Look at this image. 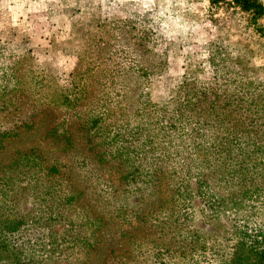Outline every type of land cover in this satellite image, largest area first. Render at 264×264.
Wrapping results in <instances>:
<instances>
[{
  "label": "rangeland",
  "instance_id": "1",
  "mask_svg": "<svg viewBox=\"0 0 264 264\" xmlns=\"http://www.w3.org/2000/svg\"><path fill=\"white\" fill-rule=\"evenodd\" d=\"M9 1L0 0V101L15 92L50 106L47 122L59 117L104 132L114 148L141 150L143 170H160L158 203L173 218L171 239L164 238L170 251L144 252L141 264H224L236 242H257L264 232V36L256 29H264V0H252L263 9L256 25L253 9L224 1L52 0L42 9L32 0L34 34L11 25ZM170 113L176 131L168 135L160 117ZM42 122L38 128L48 129ZM150 134L158 138L145 144ZM77 147H85L81 138ZM142 186L146 205L152 188ZM47 243L24 248V260L73 262L64 246L56 256ZM110 248L91 264H109L122 250Z\"/></svg>",
  "mask_w": 264,
  "mask_h": 264
},
{
  "label": "trees",
  "instance_id": "2",
  "mask_svg": "<svg viewBox=\"0 0 264 264\" xmlns=\"http://www.w3.org/2000/svg\"><path fill=\"white\" fill-rule=\"evenodd\" d=\"M215 1L229 2L244 12L253 9L255 12L249 18L253 25H256L255 18L262 15V7L252 0ZM17 2L10 0L7 9ZM54 4L53 16L58 19L63 13L58 2ZM8 13L10 17L9 10ZM11 25L24 32L28 30L18 24ZM59 25L63 26L62 22ZM256 31L264 36V29ZM30 33L28 37H37ZM8 89L1 95H8ZM20 98L14 92L12 97L0 101V264H29L24 260V248L33 249V245L43 240L53 247L52 253H57L56 256L63 253L61 245L64 246L68 259L75 264H91L96 256L102 257L107 245L122 249L109 264H127V259L129 264H141L145 262L144 252L159 258V250L170 251L168 239L165 243L164 238L171 239L173 218L166 214L164 204L158 203L156 184L160 179L155 175L160 176V170H143L141 164H137L142 151H132L127 146L114 148L113 138L104 132L80 130V122L59 117L54 124V119L47 122L46 116L51 114L52 107ZM175 110L181 114L179 105ZM172 118L171 113L160 117L161 123L168 125V135L176 131L174 123L169 122ZM38 120L45 121L42 126L48 129H39ZM80 138L85 145L82 152L77 151ZM155 138L158 135L150 134L141 140L150 145ZM56 152L62 156L54 157ZM68 154L75 157L69 159ZM146 176L149 178L145 179ZM136 182L137 189L133 187ZM142 185L154 190L148 192L153 198L147 203L152 210H147V204L139 200L145 196ZM165 187L167 192L173 193L170 182ZM180 188L182 186L178 185L175 190L182 197ZM115 193L121 195L119 204ZM133 193L138 196L129 206L126 200ZM23 204H28L29 208H22ZM148 219L157 224L149 225ZM56 226L58 231L54 230ZM150 228L158 235L145 233ZM174 234L180 237L177 232ZM256 241L236 242L224 264H264V232Z\"/></svg>",
  "mask_w": 264,
  "mask_h": 264
},
{
  "label": "crops",
  "instance_id": "3",
  "mask_svg": "<svg viewBox=\"0 0 264 264\" xmlns=\"http://www.w3.org/2000/svg\"><path fill=\"white\" fill-rule=\"evenodd\" d=\"M31 1L32 0H26V1L19 0L17 3H14L8 7L11 13L10 17H11L12 23L21 25L29 30L32 29V23H33L32 21H33L34 14L28 11V9L26 8L27 5L30 6ZM51 1L52 0H34V2H38L39 6L42 9L46 8L45 6Z\"/></svg>",
  "mask_w": 264,
  "mask_h": 264
}]
</instances>
